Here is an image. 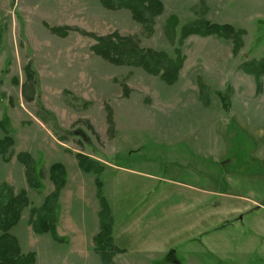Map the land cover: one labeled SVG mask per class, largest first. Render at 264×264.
<instances>
[{"label": "rangeland", "instance_id": "rangeland-1", "mask_svg": "<svg viewBox=\"0 0 264 264\" xmlns=\"http://www.w3.org/2000/svg\"><path fill=\"white\" fill-rule=\"evenodd\" d=\"M162 1L164 14L145 26L102 0H0V121L15 142L7 160L0 156V185L28 196L11 234L36 264H108L94 240L100 184L113 224L118 218V229L133 236L139 226L132 217L161 199L139 230L154 242L161 236L167 253L143 264H264V78L259 91L246 71L264 59V0ZM170 15L181 26L230 25L240 44L191 36L171 45L164 35ZM55 28L70 30L58 35ZM114 34L172 58L179 48V79L168 84L142 67L103 59L96 38ZM21 153L34 161L37 188ZM79 154L103 170L83 172ZM58 163L66 169L55 220L61 242L36 234L29 222L55 190L49 172ZM70 218L80 227L85 218V243H70ZM190 218L214 223L204 220L201 237L188 228ZM119 244L131 249L133 241Z\"/></svg>", "mask_w": 264, "mask_h": 264}, {"label": "trees", "instance_id": "trees-1", "mask_svg": "<svg viewBox=\"0 0 264 264\" xmlns=\"http://www.w3.org/2000/svg\"><path fill=\"white\" fill-rule=\"evenodd\" d=\"M102 3L109 9L129 10L133 19L145 26H153L156 19L165 12L162 0H102ZM181 24L176 15H170L166 19L164 35L171 45H180L191 36H216L232 39L236 48L241 41L240 33L230 25L213 24L206 20H194L183 26ZM179 29L180 31L177 33ZM67 30L70 29H52L58 35H66ZM96 39L98 43L94 47L95 52L115 65L142 67L152 75H159L168 84H173L179 79V73L184 63L179 48L175 50L176 57L172 58L166 52L141 48L134 39L121 37L118 34ZM247 67L246 71L254 76L260 91L263 86L264 59L252 62ZM0 131L6 134L0 138V156L5 159L15 142L3 121H0ZM18 160L26 167L30 184L35 188L39 187V181L32 175L35 170L32 157L27 153H21L18 155ZM78 161L80 169L85 173H99L103 170V167L88 156L79 154ZM49 173L55 190L45 199L40 209L33 208L31 210L32 217L29 222L36 234L51 233L56 241L61 242L63 240L56 234L55 220L59 196L66 185V169L63 164L58 163L51 166ZM100 185H98L97 192L100 206L98 213L100 232L94 240L96 251L101 254L105 263L111 264L114 254L122 252L114 245L111 208L102 194ZM29 205L30 202L25 191L16 194L11 186L0 185V264H36L35 253L23 254L19 241L11 234V230L20 222L23 210Z\"/></svg>", "mask_w": 264, "mask_h": 264}, {"label": "crops", "instance_id": "crops-1", "mask_svg": "<svg viewBox=\"0 0 264 264\" xmlns=\"http://www.w3.org/2000/svg\"><path fill=\"white\" fill-rule=\"evenodd\" d=\"M115 168L117 170H123L122 167L115 166ZM190 187H192V186H190ZM160 202H161V199H159V201L157 200V202L154 201L151 205L149 204L148 207L150 209L147 211V214H143L142 217H140V216L136 217V218L132 217L133 218L132 224L136 223V226L137 227L139 226V228L137 229L136 234H134V236H133V234L131 235L129 233V231L126 232V231L119 230L118 229L119 228L118 222L120 220L118 218H113L114 219V234H113L114 244H115L116 248H118V250H121V252H122L120 255H118L116 257V259H115L116 264L117 263L123 264L121 261L124 258H122V257H126L128 264H143V262L148 258V256H151L152 254H154L156 252L162 256L166 255L167 249L165 248V243L163 242V239L162 240L160 239L161 236H159V242H154L153 241L154 236L151 237L149 234H148V236H144V234L147 232L143 233V229H141V231L139 230L140 227L145 225V223H146L145 220H147L149 218L150 212H152L154 210V208L160 207V205L163 204V203L160 204ZM176 205H182V203H179ZM144 206H146V205H144ZM151 208H152V210H151ZM24 211L22 213V217H21L19 225L22 223V221L24 219V216H23ZM98 211L99 210H97V214H98ZM190 220H191V222H194V223L192 226H189L188 228L194 234L196 233V231L199 232L201 237L204 236L205 233H207V232L203 233V229H204L203 228V222H204V220L211 221L212 224L214 223V218H205V219L204 218H190ZM81 226L82 227H80V224H78L75 219L70 218V243H72L73 245H75V243L78 244L80 242L85 243V241H87L89 238V235H90L89 232L90 231H89V227L86 225L85 218L82 219ZM98 226H99V219L96 218V228H98ZM57 230H58V227H57ZM139 232H141V233L139 234ZM125 238L131 239L133 241V245L131 246V249H129L128 247H125L124 245L119 244V241L121 239H125ZM151 238H152V240H151ZM163 238H164V236H163ZM181 238H182V236L179 235V237L176 238V240L182 241ZM138 240H139V242H138ZM148 240H150V241H148ZM193 240H196V239L193 237V239H191V241H193ZM139 245L141 247H139ZM142 245L145 247H142ZM155 246H160V247H164V248L162 249V251L161 250L156 251ZM81 252L84 253V251H81Z\"/></svg>", "mask_w": 264, "mask_h": 264}]
</instances>
